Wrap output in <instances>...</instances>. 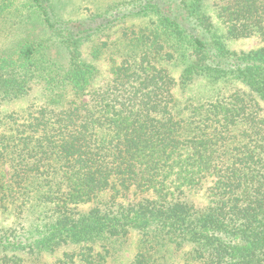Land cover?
<instances>
[{"label": "trees", "instance_id": "obj_1", "mask_svg": "<svg viewBox=\"0 0 264 264\" xmlns=\"http://www.w3.org/2000/svg\"><path fill=\"white\" fill-rule=\"evenodd\" d=\"M10 16L0 264H264V45L229 46L264 38V0H116L76 21L0 0Z\"/></svg>", "mask_w": 264, "mask_h": 264}, {"label": "rangeland", "instance_id": "obj_2", "mask_svg": "<svg viewBox=\"0 0 264 264\" xmlns=\"http://www.w3.org/2000/svg\"><path fill=\"white\" fill-rule=\"evenodd\" d=\"M55 1L57 5L58 13L65 18V20L76 21L77 19L84 18V16L89 15L90 13L101 12L105 10L108 4L114 2L116 0H52ZM140 24L141 20L136 19L135 22L131 21L130 24ZM124 26L120 24L119 28ZM3 29V30H2ZM114 30L113 36L115 37L117 34ZM16 32V28L13 25V21L11 16L0 19V45H11L13 42L14 34ZM18 34V33H16ZM264 45V38L259 36H254L251 38H242L238 40H230L229 46L237 51H249L252 49L259 48ZM102 59L99 61L102 70H106L108 68L107 63L109 62L108 56L101 57ZM108 61V62H107ZM41 87L36 86L30 94L27 96L18 99L16 101L7 102L4 105V111L8 110H23L30 103L34 102L35 104H39L41 102ZM4 224L8 223V218H1Z\"/></svg>", "mask_w": 264, "mask_h": 264}]
</instances>
